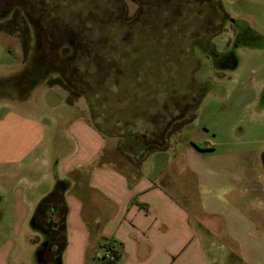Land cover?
<instances>
[{
	"label": "rangeland",
	"instance_id": "1",
	"mask_svg": "<svg viewBox=\"0 0 264 264\" xmlns=\"http://www.w3.org/2000/svg\"><path fill=\"white\" fill-rule=\"evenodd\" d=\"M13 2L25 7L47 64L55 68L47 65L45 77L25 98L10 91L1 80L29 68L18 38L29 36L30 52L33 31L18 28V33L12 25H1L0 119L14 113L40 122L47 129L50 156L54 135L66 136V128L78 119L107 147L159 140L165 144L162 152H170L172 160L186 155L190 167L203 154L232 150L244 155L246 165L256 158L264 161V1ZM23 101L31 109L17 106ZM195 104L194 120L176 132L175 118ZM65 138L64 149L71 150L73 142ZM50 181L52 192L56 183ZM45 194L35 199L36 206ZM0 208L10 206L5 201ZM29 223L30 216L23 225L27 237L32 236ZM10 228L7 214L0 231L7 234ZM26 242L22 235L17 255L36 259ZM97 253L105 251L101 247Z\"/></svg>",
	"mask_w": 264,
	"mask_h": 264
},
{
	"label": "crops",
	"instance_id": "2",
	"mask_svg": "<svg viewBox=\"0 0 264 264\" xmlns=\"http://www.w3.org/2000/svg\"><path fill=\"white\" fill-rule=\"evenodd\" d=\"M17 106L31 109L26 101ZM65 133L73 148L64 149L59 132L50 156L40 122L14 113L0 119V202L10 206L0 208V223L7 214L11 221L7 234L0 231V264H56L60 252V264H92L108 241L120 253L117 264H264L260 158L246 165L239 150L206 153L190 167L186 155L172 160L170 152L149 153L136 140L107 147L82 120ZM50 180L62 184L41 227L64 221V248L37 241L46 236L33 228L34 201L46 187L53 192ZM22 235L36 259L17 255Z\"/></svg>",
	"mask_w": 264,
	"mask_h": 264
},
{
	"label": "flooded vegetation",
	"instance_id": "3",
	"mask_svg": "<svg viewBox=\"0 0 264 264\" xmlns=\"http://www.w3.org/2000/svg\"><path fill=\"white\" fill-rule=\"evenodd\" d=\"M0 1L3 3L2 8H0V28L2 27L1 25L7 24L12 25V28L15 27L18 33V28H22L24 31L27 30V32H30L31 30L33 31V43L31 44L32 48L30 52H28L27 45L29 44V36L27 35L23 38H18L21 42L23 61L24 59L26 60L25 62L30 65L29 68L27 69L26 67L22 73L10 78V80H1L2 83L4 82L3 84H6V86L10 88V91L12 90L17 95L24 97L35 83L39 82L43 77H45L43 75H46L47 73V65L50 69L55 68V66L47 64V53L45 51H41V41L38 35L35 33V28L31 25L29 18L26 16V10L24 9L25 7L15 4L14 2L9 3V0ZM13 18L14 20H12ZM22 19L25 23H21ZM38 61H40V63H37L36 66L35 62ZM3 84L0 85V91L4 88ZM193 109L194 108L188 112H183L180 116L175 118L174 124L176 123L178 126V130L176 132H178L182 126L190 121L193 114Z\"/></svg>",
	"mask_w": 264,
	"mask_h": 264
},
{
	"label": "trees",
	"instance_id": "4",
	"mask_svg": "<svg viewBox=\"0 0 264 264\" xmlns=\"http://www.w3.org/2000/svg\"><path fill=\"white\" fill-rule=\"evenodd\" d=\"M12 20H14V18ZM197 105L198 104L194 105L193 113H195ZM193 120H194V114H192L189 122ZM177 130L178 128H175V131ZM144 147L146 148L147 152L150 153L156 150L158 151L163 150L165 148V144L161 146V143L159 140L158 141L153 140L151 143L144 144ZM61 184H62L61 182L57 181L53 192L47 195L46 197H44L37 205L34 211V214H33V228L36 231H40L45 234L46 237L44 238V242L48 241L47 244H50L53 242L58 243V244L61 243V245L63 246L62 248H64L65 247V234H64L65 223L64 221L52 222L50 220L49 221L47 220L46 222L47 230L41 227V218L45 215V213H47L50 208L54 211L56 209L54 204H55L56 197L59 195V192H60L59 188ZM48 228H50V233L48 232ZM102 248L105 251V253L109 255L110 258L108 259H106L105 257L98 258L96 259L97 261L92 264H117L120 258V253L114 248L113 242L108 241L102 246ZM61 253L62 252H60L57 256L56 264H60Z\"/></svg>",
	"mask_w": 264,
	"mask_h": 264
},
{
	"label": "built area",
	"instance_id": "5",
	"mask_svg": "<svg viewBox=\"0 0 264 264\" xmlns=\"http://www.w3.org/2000/svg\"><path fill=\"white\" fill-rule=\"evenodd\" d=\"M97 258H102V257H105L106 259L110 258L109 255L107 253H104L102 256L97 254L96 255Z\"/></svg>",
	"mask_w": 264,
	"mask_h": 264
}]
</instances>
